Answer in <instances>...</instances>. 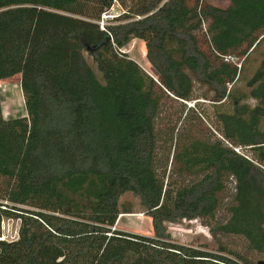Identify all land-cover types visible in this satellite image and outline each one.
<instances>
[{"label": "trees", "instance_id": "trees-1", "mask_svg": "<svg viewBox=\"0 0 264 264\" xmlns=\"http://www.w3.org/2000/svg\"><path fill=\"white\" fill-rule=\"evenodd\" d=\"M263 44L264 0H0V81L21 76L27 114L0 101V237L20 221L0 264H264ZM127 194L152 236L116 228ZM183 221L215 247L175 242Z\"/></svg>", "mask_w": 264, "mask_h": 264}, {"label": "rangeland", "instance_id": "rangeland-1", "mask_svg": "<svg viewBox=\"0 0 264 264\" xmlns=\"http://www.w3.org/2000/svg\"><path fill=\"white\" fill-rule=\"evenodd\" d=\"M206 3L213 5L218 8L226 9L230 6L231 0H204ZM114 11L118 14L121 13L120 7L115 6ZM124 52L134 61H136L145 72L150 74L152 77H156L155 72L149 62L146 59L145 55V44L140 40L132 41L125 49ZM264 53V44L257 50L254 54L252 68L255 69L258 67L261 61V55ZM195 96L199 98L195 102L187 103L188 108H192L197 114L202 113V110H206L213 119V112L210 107V103L204 100V96H210L207 93L205 87L196 85L195 86ZM0 101L3 111V116L5 119L25 117L26 107L23 92L21 89V76L17 75L13 78L0 81ZM198 103L200 106L196 105ZM204 105V106H203ZM173 109L178 111L180 108L177 104H173ZM165 119V118H164ZM168 119H165V124H168ZM244 154H251L249 150L243 152ZM123 205H129L133 208V214L121 215L119 221L116 225L117 229L127 231L130 233L152 236L153 227L152 220L145 216L142 213L140 208L139 200L133 197L131 194L125 195L121 199ZM228 215L226 211L222 210L219 213V219L221 221H226ZM20 221L16 220L15 222L4 220L1 227V232H4L7 236V240H10L9 237L13 239L18 238ZM169 232L171 233L173 240L177 243L187 245V246H208L215 247V242L210 234L209 229L204 226L200 221H183L179 224L169 225Z\"/></svg>", "mask_w": 264, "mask_h": 264}, {"label": "built area", "instance_id": "built-area-1", "mask_svg": "<svg viewBox=\"0 0 264 264\" xmlns=\"http://www.w3.org/2000/svg\"><path fill=\"white\" fill-rule=\"evenodd\" d=\"M116 6V5H115ZM115 6L112 8V9H110V10H108V11H106V12H104L103 14H102V16H101V19L98 21V25L100 26V28L102 29V30H106V28L108 27V26H110L111 24H114L115 23V20H116V18L121 14H118V13H116L115 11H114V8H115ZM237 152H240V150H236ZM4 220H8V221H12V222H15L16 220H13V219H3L2 220V222H1V227H2V223H3V221ZM19 227H20V225H19ZM18 232H19V230H18ZM18 235V234H17ZM7 236H5V234H4V232H1V237H0V241H14V240H16V239H13V237H9V239L10 240H7Z\"/></svg>", "mask_w": 264, "mask_h": 264}, {"label": "water", "instance_id": "water-1", "mask_svg": "<svg viewBox=\"0 0 264 264\" xmlns=\"http://www.w3.org/2000/svg\"><path fill=\"white\" fill-rule=\"evenodd\" d=\"M150 75V74H149ZM151 76V75H150ZM152 77V76H151Z\"/></svg>", "mask_w": 264, "mask_h": 264}]
</instances>
